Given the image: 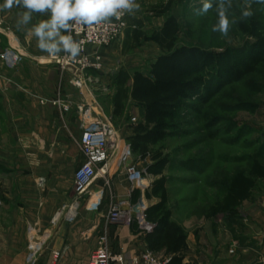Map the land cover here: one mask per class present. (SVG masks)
<instances>
[{
	"label": "rangeland",
	"instance_id": "obj_1",
	"mask_svg": "<svg viewBox=\"0 0 264 264\" xmlns=\"http://www.w3.org/2000/svg\"><path fill=\"white\" fill-rule=\"evenodd\" d=\"M136 2L140 8L129 15L127 30L111 47L102 48L108 50L107 56L100 51L103 64L100 75L103 80L107 76L108 80L103 81L104 91L96 95L102 112L124 140L133 134L132 128L141 121L142 111L129 102L123 116L113 115L116 89L112 78L120 70L132 75L145 72L161 54L157 45L144 40L131 49L129 30L136 20L144 22V31L148 34L160 29L166 18L155 17L152 11L169 0ZM211 2L213 8L202 16L196 15L195 10L202 6L203 0L174 2L172 14L180 24L178 45L224 55V63L203 77L206 85L200 88L202 97L212 96L205 105L195 99L182 105L177 110L180 118L174 135L153 147L146 159L135 157L144 167L142 179L148 180V215L164 201L160 212L150 213L153 220L169 212L188 235L198 239L199 234L205 233V245L209 249H199L200 264H216L220 252L229 261L239 257L236 240L259 232L249 217L250 204L264 199V159L251 161L259 151L264 153V4L256 0H231L227 12L230 25L225 36L212 30L218 23V0ZM249 4L252 16L240 19L242 9ZM232 20L237 22L231 23ZM81 134L78 131L67 142L76 170L83 163L78 147ZM246 178L253 179V187L246 195L242 190L243 197L236 196V188H244ZM260 250L258 247L252 255L243 256L241 263L261 261L264 264ZM154 255L157 260L166 261L162 254Z\"/></svg>",
	"mask_w": 264,
	"mask_h": 264
},
{
	"label": "crops",
	"instance_id": "obj_2",
	"mask_svg": "<svg viewBox=\"0 0 264 264\" xmlns=\"http://www.w3.org/2000/svg\"><path fill=\"white\" fill-rule=\"evenodd\" d=\"M3 3L0 0V5ZM23 11L16 6L0 10V53L13 47L24 54L17 69L0 68V264H29L32 242L42 248L35 264H89L104 234L109 236L113 254L131 260L148 250L147 233L138 224L128 227L108 224L107 220L116 203H149L148 180L133 183L129 179L128 167L143 172V164L136 158L120 170L113 168L108 177L110 186L103 178L95 180L80 202L75 221L57 217L75 199L74 174L78 169L67 142L78 131L83 132L79 128L80 109L100 102L92 88L80 91L71 85V74L63 72L37 47L29 29L50 14L33 13L28 25L17 28ZM104 51L101 53L107 56L108 50ZM92 75L101 86L108 80L100 73ZM55 101L68 106L70 112L54 105ZM250 205L249 217L259 232L236 240V260H226L220 252L216 264H242L243 256L252 255L258 247L264 254V199ZM204 235L199 234L198 239L188 235L186 263L200 264L199 249H209Z\"/></svg>",
	"mask_w": 264,
	"mask_h": 264
},
{
	"label": "trees",
	"instance_id": "obj_3",
	"mask_svg": "<svg viewBox=\"0 0 264 264\" xmlns=\"http://www.w3.org/2000/svg\"><path fill=\"white\" fill-rule=\"evenodd\" d=\"M183 0H169L166 4L153 9L155 17H165L163 26L148 34L144 31V22H133L129 34L132 40L131 49L141 45V41L157 45L161 54L149 65L147 71H137L133 75L126 70H120L113 78L116 94L112 99L113 115L121 117L126 112L129 102L140 107L142 119L132 128L127 141L131 146L134 157L146 159L151 149L164 143L174 135L176 123L179 121L177 110L186 102L195 99L205 105L207 99L202 97L200 88L206 85L203 77L209 70L218 69L224 63V55L199 47L178 45L180 24L172 14L174 2ZM198 76V77H196ZM100 99V98H99ZM202 114L201 110L197 111ZM264 159V153L259 151L252 157L255 160ZM253 180V179H252ZM244 180V188H236V196H242L253 187L254 181ZM243 197V196H242ZM244 198L241 199V201ZM162 201L156 208L147 212V220L154 225L153 231L147 233L146 244L148 250L154 254H163L166 264L186 263L188 233L186 229L174 221L171 213L165 212L159 219L153 220L151 212H160L164 208Z\"/></svg>",
	"mask_w": 264,
	"mask_h": 264
},
{
	"label": "built area",
	"instance_id": "obj_4",
	"mask_svg": "<svg viewBox=\"0 0 264 264\" xmlns=\"http://www.w3.org/2000/svg\"><path fill=\"white\" fill-rule=\"evenodd\" d=\"M126 13L119 21L113 19L111 26L105 28H87L76 26L71 35L73 39L81 43L82 51L75 60L67 57L65 53L51 57L63 72L72 76L71 85L80 91L88 90L95 93L103 92L99 80L93 73H101L103 69L100 51L102 48L111 47L123 35L128 27V17ZM68 34V33H64ZM24 54L17 49L9 47L0 53V68L7 70L17 69L24 60ZM44 103V102H43ZM62 107L65 112L69 111L68 106H62L60 101H55L54 105ZM82 121V135L78 141V147L83 157V163L75 172L74 176V202L66 211L58 213L57 217L73 222L77 219L80 202L88 194L89 188L98 178H103L106 185L110 186V174L115 167L117 170L135 157L127 140H124L113 126L111 119L106 117L99 104H85L80 109ZM136 122V119H133ZM129 179L133 183L141 182V173L136 171L134 166L127 168ZM147 205L143 202L135 205H128L126 202L112 205L108 213V224L132 226L134 224L146 232L151 233L153 226L147 220ZM107 234L99 238L98 247L92 254L89 264H166L167 261H159L153 252L145 250L138 253L131 260H126L123 255L113 254L109 248ZM42 248L32 242L29 250V264H35L36 258Z\"/></svg>",
	"mask_w": 264,
	"mask_h": 264
},
{
	"label": "clouds",
	"instance_id": "obj_5",
	"mask_svg": "<svg viewBox=\"0 0 264 264\" xmlns=\"http://www.w3.org/2000/svg\"><path fill=\"white\" fill-rule=\"evenodd\" d=\"M264 4V0H256ZM14 6L25 11L19 13L17 28L28 25L33 13H49V18L33 25L29 31L37 40V47L51 57L61 52L75 60L80 56L82 46L73 39L71 32L74 27H109L113 19L119 21L126 13L132 14L139 10L136 0H4L0 10H10ZM231 0H218L216 11L218 23L213 31L227 35L230 21L227 15ZM213 8L211 0H203L202 6L196 9V15H205ZM251 6L242 9L240 19L252 16ZM232 20L231 23H236ZM68 33V34H64Z\"/></svg>",
	"mask_w": 264,
	"mask_h": 264
}]
</instances>
